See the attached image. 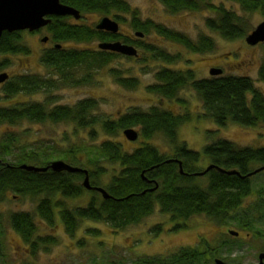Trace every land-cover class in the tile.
Segmentation results:
<instances>
[{
	"label": "trees",
	"instance_id": "1",
	"mask_svg": "<svg viewBox=\"0 0 264 264\" xmlns=\"http://www.w3.org/2000/svg\"><path fill=\"white\" fill-rule=\"evenodd\" d=\"M206 1L160 0L164 8L173 14L210 9L216 15L205 20L210 32L218 34L225 41L246 39L252 29L243 17L222 6L213 5L207 8ZM229 1L240 5L245 13L257 12L264 18V0ZM61 2L83 14L109 15L130 12V6L125 0H61ZM131 13L133 19L130 26L135 33L143 34V37L156 32L165 40L199 54L211 53L216 49V42L210 36L200 35L192 42L180 33L170 32L161 24L151 20L142 21L134 10ZM53 19L49 28L56 42L88 43L96 39L100 41L115 39L133 45L143 52V55L138 53L135 58H140L139 61L146 63V74L151 68L148 62L161 63L162 65L154 72V82L146 87L150 94L157 97L158 103L148 110L129 109L117 119L98 115L97 101L92 98L80 100L72 105L52 106L55 90L66 86H92L97 72L123 56L100 49H67L43 56L42 65L50 72L52 70L54 76H59V80H55L52 75L8 78L2 83L4 98L41 93L46 96V102L0 106V126L7 124L10 127H17L24 122L63 123L72 127L73 135L63 138L61 144L53 142L56 145L53 148L47 146L44 141L31 138L32 136L25 131L18 134L5 132L0 139V204L8 194L19 199H33L37 204L36 216L51 227L55 224L57 215L65 233L72 238L82 221L104 223L117 232L141 223L152 216L156 209H159L161 214L168 215L172 221L187 222L198 215H206L217 222L235 219L232 215L236 214L242 202L253 193L252 179L257 174L251 177L247 175L264 167V147H240L224 138H211L213 141H208L203 148V154L209 163L205 167H198L197 164L202 160L201 152L188 148L186 143L178 139L179 127L189 121L190 116L167 109L162 105V101L183 103L180 93L185 89H191L203 105L202 117L213 121L218 127H226L229 122L243 127H258L264 126V90L259 88L249 75H225L223 72L206 79H197L193 69L174 68L181 58L158 46L98 32L86 26L72 25L66 18ZM114 19L122 20L119 16H114ZM134 37L137 39L136 34ZM18 40L17 32L11 34L4 32L0 38V54L27 55V47ZM6 61L0 63V70L3 65H7ZM109 74L125 89L135 90L139 85L137 79L125 77L118 70H109ZM257 77L264 86V61L258 67ZM97 126L108 137L118 136L127 129H137L138 139L142 138L146 142L141 147L127 152L119 143L106 140L95 150L84 144L85 138L81 139L80 133L88 132L92 139L99 132ZM157 135L164 136L171 146L173 155L162 154L156 146L149 143L148 140ZM55 158L87 170L90 185L104 189L110 198L104 199L97 191L85 189L83 187L85 176L81 173L54 172L51 169L34 172L21 168L23 165L45 168L54 162L52 160ZM105 161L118 164L120 171L109 183L103 182L105 185L103 188L99 185L103 184L101 178L106 175V170L102 166ZM210 165L214 168L208 173L195 176ZM217 168L236 171L239 175H228ZM181 169L183 173L180 172ZM203 179L207 180L205 184H202ZM263 190L258 194L260 195ZM85 193H89L91 198L84 207L69 209L62 200L54 202L56 196L74 200L81 198ZM261 206L263 207V204ZM247 213L244 211V216ZM8 220L10 227L28 245L31 254L35 255L37 249H41L42 246L48 247L56 243L54 237L37 235L35 216L31 212H11ZM238 222L242 223L241 220ZM185 226L176 224L172 230L183 229ZM151 232L156 235L161 233L162 225H156ZM87 233L98 235L94 229L87 230ZM1 238L0 232V242ZM207 244L204 242L202 246L207 247ZM202 246L182 248L165 257H138L132 264H203L209 249H203Z\"/></svg>",
	"mask_w": 264,
	"mask_h": 264
},
{
	"label": "rangeland",
	"instance_id": "2",
	"mask_svg": "<svg viewBox=\"0 0 264 264\" xmlns=\"http://www.w3.org/2000/svg\"><path fill=\"white\" fill-rule=\"evenodd\" d=\"M125 1L130 6V12L127 14L89 13L84 14L83 20L70 21L73 24H82L94 28L104 17H109L117 22L119 21L118 24H121L120 31L123 36L132 37L135 42L153 44L168 53L178 55L181 59L174 68L181 70L193 69L197 79L210 77L211 69H221L225 75H249L256 85L264 90L263 84L258 81L257 77L258 67L264 61V44L250 46L245 43V38L225 41L218 34L210 32L206 27L205 20L216 16L212 10L182 11L173 14L164 8L160 0ZM213 5L222 6L243 17L252 31L264 21L261 14L257 12L245 13L240 5L233 1H206L207 8ZM133 10L136 11L137 17L142 21L151 20L156 24H161L170 32L180 33L192 42L196 41L200 35L210 36L216 42V49L214 52L203 54L190 52L177 43L165 40L156 32H151L149 35L142 38L137 37L136 39L134 37L136 33L130 26L133 19L131 11ZM114 16H119L122 20H116ZM45 35L46 32H42L38 36L20 35L18 41L30 49V52L27 56L17 54L0 56V63L5 62L6 59L8 60L6 61L7 65H3L0 70V75L6 73L8 78L23 75L54 76L55 73L52 70L50 72L41 63L40 54L43 48L41 39ZM63 45L67 49L91 50L97 49L98 40L88 43L66 42ZM137 50L140 55H143L141 50ZM139 60L140 58L123 55L97 72L92 86H66L55 90L53 92L55 99L52 106L72 105L80 100L92 98L98 104L97 114L110 119H117L129 109L148 110L158 103V99L150 94L146 87L154 82V72L162 64L154 63V61L148 62L151 68L148 69L146 74V63ZM112 69L118 70L125 77L137 79L139 85L135 90L123 88L109 74V70ZM58 78L59 76H54L55 80H59ZM2 88L3 86H0L1 107L27 102H46V96L41 93L31 96L21 94L6 99L3 96ZM180 98L183 99V103L162 101V105L175 113L190 116L189 121L179 127L178 139L180 142L186 143L188 148L201 152L202 160L197 164L198 167H205L209 163L207 157L203 154V148L208 141H213L211 138H224L240 147H264V126L243 127L229 122L226 127H218L213 121L202 117L203 105L194 91L185 89L180 93ZM97 129L99 132L92 139L88 132L80 133L81 139L85 138L84 144L93 149L99 146L101 142L110 140L119 143L124 151L131 152L146 142L142 138L129 141L123 135V131L118 136L108 137L101 131L99 126H97ZM135 130L138 132L137 129ZM10 131L17 134L25 131L32 136L31 138L44 141L47 146L53 148L56 147L53 142L61 144L63 138L73 135L72 127L68 124L24 122L17 127H10L7 124L1 125L0 139L5 132ZM148 141L156 146L162 154H174L164 136L157 135ZM52 161L63 160L55 158ZM102 166L106 170V175L101 178L102 183L107 184L114 175L116 176L119 173L120 166L106 161L102 163ZM206 181V179H203L202 184H205ZM104 183L99 186L105 188ZM252 189V195L245 199L236 214L232 215L235 219L217 222L206 215H198L187 222L172 221L168 215H163L159 209H156L152 216L147 217L141 223L117 232L104 223L82 221L73 238L65 233L64 226L57 215L55 224L51 227L41 221L35 214L37 205L35 200L30 198L19 199L12 194H8L4 202L0 204V232L2 235L0 264H117L120 262L122 264H132L138 257H165L182 248L202 246L204 242L208 244L207 247L202 246V248H208L209 251L203 264H213L216 259L227 264H257L259 254L264 252V171L252 179ZM260 190H263V192H260L259 195ZM90 196L89 193H85L81 198L74 200L61 199V196H56L54 202L62 200L69 209H72L86 206L90 201ZM17 211L33 213L37 235L54 237L56 243L48 247L42 246L41 249H37L35 255L31 254L28 245L9 225V214ZM244 211L248 212L245 216ZM238 220H241L242 223H239ZM159 224L162 225V232L156 235L151 231ZM176 224H185L186 226L183 229L172 230ZM89 229L97 230L98 235L88 234L87 230ZM230 232H237L238 236H234ZM81 242L83 243L81 244Z\"/></svg>",
	"mask_w": 264,
	"mask_h": 264
},
{
	"label": "water",
	"instance_id": "3",
	"mask_svg": "<svg viewBox=\"0 0 264 264\" xmlns=\"http://www.w3.org/2000/svg\"><path fill=\"white\" fill-rule=\"evenodd\" d=\"M49 17H73L75 20L81 18L80 11L75 8L63 4L61 0H0V37L4 32L13 33L16 31H36L40 28L47 26L51 20ZM98 30H104L113 34L118 33V22L104 17L97 25ZM137 37H143V34L136 33ZM246 43L250 46H254L260 43H264V21L257 25L254 30L246 37ZM98 49L104 51H110L118 53L128 57H137V49L128 44H124L120 41L112 43H101L98 45ZM221 69H211L210 75L217 76L222 74ZM8 79L6 73L0 75V83L5 82ZM123 135L129 141H135L138 139L139 134L133 129H127L123 131ZM180 164V163H179ZM21 168L27 171L43 172L51 169L54 172H69V173H81L85 176L83 180V187L87 190H94L100 193L104 199L110 198L108 193L99 187H92L89 182V173L87 170L71 166L63 161H54L45 168H36L34 166L23 165ZM214 166H208L201 173L195 174V176H203L208 173ZM220 172L228 175H239L236 171H225L221 168H217ZM264 170V167L258 168L247 175L251 177ZM183 173L182 169L180 170ZM234 236H238V233L230 232ZM213 264H227L219 259H216ZM264 264V252L259 254L258 263Z\"/></svg>",
	"mask_w": 264,
	"mask_h": 264
},
{
	"label": "flooded vegetation",
	"instance_id": "4",
	"mask_svg": "<svg viewBox=\"0 0 264 264\" xmlns=\"http://www.w3.org/2000/svg\"><path fill=\"white\" fill-rule=\"evenodd\" d=\"M80 14H81V18L79 20H83L84 19V14L81 13V12H80ZM53 18H56V17H49L48 18V19L51 20V22L49 24H51L53 22V20H54ZM62 18H66L68 20V23H71L72 25H79V24H73V22L70 21V20H75L73 17H62ZM79 20H75V21H79ZM99 23H97V25ZM49 24L47 26L43 27V28H40V29H38L36 31H32V32L29 31V30L16 31L19 34V36L22 35V34H28V35H31V36H38L42 32H46L45 37L41 39V43L43 44V48H42V51H41V54H40V58H42L43 56H47L49 53L54 52V51L59 52V51H66L67 50L66 46L63 45V43H66V42H56V41L53 40V33L50 31ZM80 25L81 26H86V27L92 28V27L87 26V25H82V24H80ZM97 25L94 26V29L97 30L98 32L110 33V32L104 31V30H98L97 29ZM120 25H119V31H118V33H116V34L110 33V34H112V35H119L121 38L124 37V38H129V39L133 40L132 37L123 36V34L120 31ZM16 32H13V33H16ZM9 34H11V33H9ZM96 40H98V39H96ZM112 42H117V40H115V39L112 40V41H100V40H98V45L101 44V43H112ZM120 42H122V41H120ZM98 45H97V47H98ZM72 49H75V48H72ZM27 50H28V53H29L30 52V49L27 48ZM2 55L3 54H0V56H2ZM17 55H25V54H17ZM27 55H25V56H27ZM0 86H3V84L1 83Z\"/></svg>",
	"mask_w": 264,
	"mask_h": 264
}]
</instances>
